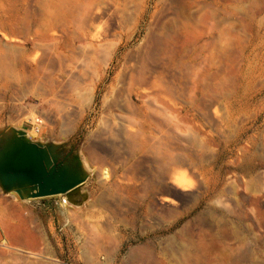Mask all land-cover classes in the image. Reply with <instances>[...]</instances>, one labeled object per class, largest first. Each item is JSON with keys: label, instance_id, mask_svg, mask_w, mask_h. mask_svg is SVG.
Returning <instances> with one entry per match:
<instances>
[{"label": "rangeland", "instance_id": "1", "mask_svg": "<svg viewBox=\"0 0 264 264\" xmlns=\"http://www.w3.org/2000/svg\"><path fill=\"white\" fill-rule=\"evenodd\" d=\"M51 1L0 0V130L73 146L87 198L109 160L172 175L176 196L155 202L173 210V260L159 216L117 196L86 214L82 192L47 197L38 249L0 241V264H202L182 244L202 231L187 220L207 204L253 219L252 197L264 205V0H59L46 13ZM244 227L264 243L263 222ZM252 258L220 264H264Z\"/></svg>", "mask_w": 264, "mask_h": 264}, {"label": "crops", "instance_id": "2", "mask_svg": "<svg viewBox=\"0 0 264 264\" xmlns=\"http://www.w3.org/2000/svg\"><path fill=\"white\" fill-rule=\"evenodd\" d=\"M34 129L35 135L29 137L33 141H42L39 138V128ZM51 132L53 135L63 133L59 126L51 129ZM165 142L167 144L168 141L165 139ZM133 154H136L135 149ZM251 163H253V159ZM256 163L264 165V160ZM97 165L105 167L104 170L108 171L109 179L100 188L90 187L91 191L96 193V196L87 198L89 192L86 190L81 191V193H85V198H83L86 200L85 213L91 215L104 213L106 198L117 196L125 200H132L133 206H136V215L148 214L160 217L159 226L153 229L171 231L164 238L166 246L162 255L164 259L172 261L173 253L170 246L173 243V210L167 206L162 208L161 205L155 202L159 197L173 198L176 196L172 175L167 173H144V166L140 163L136 164V159L126 163H116L109 160L106 163L102 162ZM94 179H96L95 176ZM260 183V181L250 180V192L258 194L262 191ZM81 193L73 197L72 200H82ZM46 199L48 198L20 200L16 194H3L0 190V241H4L11 247L38 249L37 242L39 236H41V231H44L46 225L45 216L47 213H51L49 200ZM251 200L250 203L253 206L250 210L253 211L254 219L246 208L237 207L231 210H223L210 204L202 207L196 213V218L193 221L187 220V224L195 222L198 229H202V231L198 234L196 241L186 240L182 243L183 246L191 243L192 246L198 248L202 264H220L223 261L227 263L252 261L254 253L262 254L264 252V243L257 244L256 237L244 226L250 222H255L258 225H261V222L264 223V205L257 200L255 195ZM191 207H194V205ZM183 214L184 212L181 215ZM217 225H223V227L216 229ZM230 226H239V228L230 229ZM180 228L181 231L188 230V226L183 223ZM35 236L36 238H34ZM258 245L259 247H257Z\"/></svg>", "mask_w": 264, "mask_h": 264}, {"label": "water", "instance_id": "3", "mask_svg": "<svg viewBox=\"0 0 264 264\" xmlns=\"http://www.w3.org/2000/svg\"><path fill=\"white\" fill-rule=\"evenodd\" d=\"M65 143L33 141L26 131L0 130V190L20 200L78 195L89 174L77 155L64 154Z\"/></svg>", "mask_w": 264, "mask_h": 264}, {"label": "bare ground", "instance_id": "4", "mask_svg": "<svg viewBox=\"0 0 264 264\" xmlns=\"http://www.w3.org/2000/svg\"><path fill=\"white\" fill-rule=\"evenodd\" d=\"M61 5V2L59 0H53L50 2V7L46 9V13L52 12L55 8L59 7ZM5 49L0 46V59L5 56Z\"/></svg>", "mask_w": 264, "mask_h": 264}, {"label": "flooded vegetation", "instance_id": "5", "mask_svg": "<svg viewBox=\"0 0 264 264\" xmlns=\"http://www.w3.org/2000/svg\"><path fill=\"white\" fill-rule=\"evenodd\" d=\"M67 152H66V154H70V153H72L73 152V150H74V147L73 146H70V145H67Z\"/></svg>", "mask_w": 264, "mask_h": 264}]
</instances>
